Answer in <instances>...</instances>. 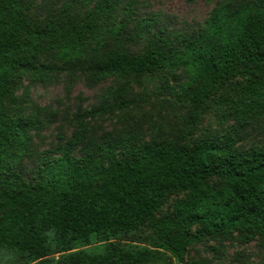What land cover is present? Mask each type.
I'll list each match as a JSON object with an SVG mask.
<instances>
[{"label": "trees", "instance_id": "16d2710c", "mask_svg": "<svg viewBox=\"0 0 264 264\" xmlns=\"http://www.w3.org/2000/svg\"><path fill=\"white\" fill-rule=\"evenodd\" d=\"M101 2L99 10L112 9V0ZM93 18L40 24L22 14L19 0H0V250L33 264H160L163 253L180 263L189 245L226 237L238 228L264 238V147L238 153L231 135L190 144L121 147L122 155L116 157L117 147L88 139L83 114L63 156L52 161L34 187L10 173L28 150L30 125L10 119L4 104L15 100L22 76L44 80L81 62ZM178 41L181 49L156 42L139 55L123 49L98 55L91 49L81 64L93 83L185 67L194 85L186 90L190 128L209 100L227 88L235 100L223 102L239 115L242 126L249 115L264 112V1L221 4L202 33ZM56 49L61 67L38 65L39 54ZM77 147L84 151L81 160L72 156ZM172 193L184 197L175 200L171 216L155 218ZM134 234L139 245L115 241ZM90 245H96L90 255L74 252Z\"/></svg>", "mask_w": 264, "mask_h": 264}, {"label": "rangeland", "instance_id": "374dc122", "mask_svg": "<svg viewBox=\"0 0 264 264\" xmlns=\"http://www.w3.org/2000/svg\"><path fill=\"white\" fill-rule=\"evenodd\" d=\"M111 10L101 0H19L22 14L34 22L63 24L81 21L91 14V30L84 39L83 60L91 49L98 55L112 49H123L130 55L143 53L150 43L166 42L171 49H181L180 37L194 39L206 27L213 9L221 4L264 0H112ZM59 50L38 55V65H56ZM44 80L24 75L17 81L14 101L5 103L10 119L20 118L30 128V144L20 160L11 165L10 173L34 187L48 173L52 161L63 156V148L77 130V118L83 114L88 126V139L102 146L111 145L116 157L121 147H142L145 144H190L199 140H218L226 135L235 139L238 153L264 147V112L240 124L239 115L223 99L235 100L234 91L227 88L213 96L198 122L190 128L191 103L186 90L189 82L185 67L163 70L154 76L108 77L93 83L83 62ZM95 111V114L92 112ZM191 130L188 136L187 131ZM84 151H72L81 160ZM218 186L219 181L212 179ZM184 193L165 196L155 218L171 216L172 206ZM195 228L192 229V233ZM137 235L115 240L122 245H139ZM96 245L82 251L90 255ZM160 264H187L207 260L211 264H264V238L251 236L242 228L226 237L206 238L189 245L180 263L167 253ZM0 264H33L16 252L0 250Z\"/></svg>", "mask_w": 264, "mask_h": 264}]
</instances>
